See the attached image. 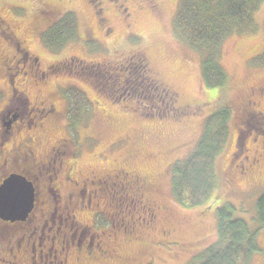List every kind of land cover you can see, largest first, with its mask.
<instances>
[{
  "label": "rangeland",
  "instance_id": "374dc122",
  "mask_svg": "<svg viewBox=\"0 0 264 264\" xmlns=\"http://www.w3.org/2000/svg\"><path fill=\"white\" fill-rule=\"evenodd\" d=\"M184 2L152 0L156 9H150L145 0H119L116 5L111 0H0V67L5 70L0 89L8 88L6 76L17 74L8 60L14 45L24 41L46 75L38 86L17 85L31 100L46 96L62 113L58 124L43 129L51 140L37 141L38 149L46 148L40 143L65 138L73 141L71 153L82 171L101 174L122 167L152 184L148 192L159 207L156 235L150 230L149 238L127 234L131 241L119 236L122 261L93 264H201L207 250L217 245V210L224 204L256 234L259 249L248 264H264V228L255 218L257 199L264 194V135L259 129L248 131L244 123L250 110L247 89L264 85V3L255 14L253 33L231 35L222 43L218 63L226 81L222 89H211L202 80L201 55L174 27ZM124 6L128 10L122 11ZM69 13L74 38L50 46L48 33ZM136 52L146 56L150 78L140 66L127 64ZM133 79L139 86L132 95L145 96L119 98L121 87L131 88ZM148 81L172 95L166 90L164 99L146 100L151 91L142 82ZM77 93L84 104L75 102ZM223 107L230 114L225 143L212 165L214 189L203 204L183 208L173 193L176 170L196 151L208 117ZM255 109L264 114V99ZM162 230L171 233L160 243ZM4 259L0 264H7Z\"/></svg>",
  "mask_w": 264,
  "mask_h": 264
},
{
  "label": "flooded vegetation",
  "instance_id": "af4514ba",
  "mask_svg": "<svg viewBox=\"0 0 264 264\" xmlns=\"http://www.w3.org/2000/svg\"><path fill=\"white\" fill-rule=\"evenodd\" d=\"M111 1L115 4L119 0ZM145 3L156 9L152 0ZM118 7H123L122 3ZM123 10L128 9L124 6ZM104 29L108 30V25ZM23 43L14 45V55L8 60L18 72L6 76L8 91L0 89V185L12 175L26 179L33 188V207L25 221L0 219V259L5 258L7 264H93L113 258L122 261L119 236L131 241L127 234L148 237L149 230L156 235L159 228V207L148 192L152 184L122 167L101 174L82 171L71 153L73 141L65 138L51 145L40 143L46 148L38 149L37 141L51 140L44 136L43 129L58 124L62 113L46 96L31 100L17 85L21 81L38 86L46 75L39 69L38 58ZM127 64L140 66L150 78L145 55L131 54ZM0 74L5 75L2 66ZM19 74L22 78L17 80ZM247 90L245 100L250 110L246 111L245 127L248 125L250 132L259 129L264 135V114L255 109L264 99V85ZM170 233L162 230L159 242L166 241Z\"/></svg>",
  "mask_w": 264,
  "mask_h": 264
},
{
  "label": "trees",
  "instance_id": "16d2710c",
  "mask_svg": "<svg viewBox=\"0 0 264 264\" xmlns=\"http://www.w3.org/2000/svg\"><path fill=\"white\" fill-rule=\"evenodd\" d=\"M263 3L264 0H185L174 27L183 42L193 52L201 55L200 66L205 87L222 89L226 80L218 63L220 47L231 35L240 36L255 31V14ZM74 36L73 17L69 13L61 23L53 25L48 33L47 43L50 46H60ZM132 82L131 88L121 87L119 98L126 96L138 100L145 96L132 95L139 86L135 79ZM142 84L151 91L146 100L157 96L164 99L157 85L149 81ZM73 97L75 102L85 99L78 93ZM229 114V110L223 107L208 117L196 151L176 170L173 193L183 208L190 209L203 204L214 189L212 165L225 143ZM232 208L231 205L224 204L217 210L218 242L215 247L207 250V256L205 255L201 264H248L250 256L258 251L255 232H250L249 225L244 220L233 217ZM255 218L257 225L264 228V194L257 199Z\"/></svg>",
  "mask_w": 264,
  "mask_h": 264
},
{
  "label": "water",
  "instance_id": "95a60500",
  "mask_svg": "<svg viewBox=\"0 0 264 264\" xmlns=\"http://www.w3.org/2000/svg\"><path fill=\"white\" fill-rule=\"evenodd\" d=\"M33 207V188L26 179L10 176L0 185V219L25 221Z\"/></svg>",
  "mask_w": 264,
  "mask_h": 264
}]
</instances>
